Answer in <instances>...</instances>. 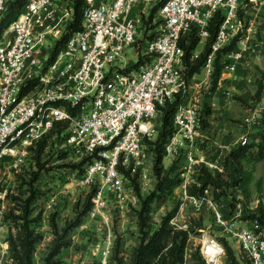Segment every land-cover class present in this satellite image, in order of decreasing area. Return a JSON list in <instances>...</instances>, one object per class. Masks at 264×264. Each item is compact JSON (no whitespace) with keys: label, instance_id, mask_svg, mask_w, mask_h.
Masks as SVG:
<instances>
[{"label":"built area","instance_id":"obj_1","mask_svg":"<svg viewBox=\"0 0 264 264\" xmlns=\"http://www.w3.org/2000/svg\"><path fill=\"white\" fill-rule=\"evenodd\" d=\"M10 1L0 0V184L5 164L23 166L31 156L36 165L32 152L57 124L67 122L60 147L76 160L89 158L81 177L90 187L98 183L92 200L99 210L104 188L122 196L123 170L136 171L147 162L146 140L159 133L161 108L177 93H189L181 41L194 29L206 40L210 21L221 12L225 19L207 63L210 68L215 52L230 44L231 30L242 27L239 9L244 0H87L82 29L72 32L56 54L54 48L69 32L73 1L28 0L3 28ZM153 24L156 28L148 32ZM246 51L243 47L227 54L224 68L234 70ZM131 56L145 61L130 69ZM201 122L200 108L186 99L176 111L175 132L165 147L167 157L183 156L182 187L186 198L199 204L206 202L210 190L203 199L189 196L188 185L197 183L193 176L200 166L224 172L227 157L197 155L205 138ZM249 141L247 134L241 144ZM5 196L0 191V198ZM208 202L223 236L238 244L250 264H264V231L239 226ZM2 218L0 212V223ZM210 242L219 249L221 263L223 243Z\"/></svg>","mask_w":264,"mask_h":264},{"label":"rangeland","instance_id":"obj_2","mask_svg":"<svg viewBox=\"0 0 264 264\" xmlns=\"http://www.w3.org/2000/svg\"><path fill=\"white\" fill-rule=\"evenodd\" d=\"M57 1L63 3L65 0ZM239 19L242 27L231 30V41L239 38L237 50L246 47L243 60L234 70L228 71L224 68L215 92H212V64L210 68L204 66L190 82L187 101L200 108L201 116L205 114L207 104L212 109L208 117V126H202V131L208 139L200 140L197 152L199 157L216 160L220 155L227 156L242 145L243 136L249 134L248 143H251L255 139L260 141L258 134L264 132V96L259 99L258 95V81H264V0L254 2L244 0L239 9ZM155 28L154 24L148 25V32H153ZM243 41L248 42L246 46L241 44ZM204 45L205 40H201L195 55L203 51ZM138 47L136 45L135 51ZM137 62L136 56H131L128 61L131 67ZM157 136L152 141H155ZM146 147L149 153L147 162L136 171H129L131 179L125 174L126 189L122 196L118 197L117 194L104 188V206L96 210L95 204L93 205L83 224L72 233V245L62 250L60 264H118L117 258L122 259L124 264L130 263L134 249L140 242L138 228L140 199L149 195L157 183L153 148ZM64 153L67 155L63 157ZM30 158L31 156L25 160L23 166L19 163L16 166L14 161H10L2 167L0 186L6 191V195H19L18 187L22 180L29 179L31 172L38 171V166L31 164ZM83 160H76L73 154L62 150L55 140H52L49 148L45 150L43 161H47V164L36 184L42 191V196L36 205V213H42L38 230L42 232L44 239L37 246L35 264H44L54 238L50 225L51 215L56 214L59 226L64 227L67 222L75 218L89 194L97 187L100 188L98 183L90 187L83 182L81 170L86 167L89 159L79 166ZM174 160L173 157L165 156V168L170 167ZM242 164L248 179L246 178L240 187L229 188L218 203L213 200L211 191L204 203L199 204L192 198H186L182 184L167 198L154 203L153 229L160 225L165 215L179 205V211L172 223L191 230L186 264H195L196 254L209 264L204 252L207 258L212 254L209 253L211 251L207 249L206 243L211 240L222 243V239H226L215 221V210L209 200L217 204L218 208L226 213L228 219L239 226L264 231V223L257 219H247L254 213L259 216L263 213L264 217V159L255 152L252 159ZM76 169L79 170V174H74ZM21 190L23 192L25 189L21 188ZM22 197L26 198L27 194ZM13 207L14 203L7 196L0 198V212L3 215L0 223V264L10 261L8 238L11 233L17 232L11 219H6ZM228 242L237 259L244 264L243 261L247 258L238 244L232 239ZM227 263L225 252L221 263L218 264Z\"/></svg>","mask_w":264,"mask_h":264},{"label":"trees","instance_id":"obj_3","mask_svg":"<svg viewBox=\"0 0 264 264\" xmlns=\"http://www.w3.org/2000/svg\"><path fill=\"white\" fill-rule=\"evenodd\" d=\"M27 1L28 0H11L9 2L8 12L2 24L3 28L8 27L9 24L19 16ZM72 1L73 17L69 26V32H67L58 45H56L54 54H56L60 48L64 47L72 32L82 29L84 12L88 7V1ZM162 3L163 2H161L159 6ZM157 9L158 6L151 11V22L154 19ZM240 16H242V13ZM224 19V15L221 12L214 15L208 25L209 37L205 40L204 49L198 57H195V51L201 43V38L195 29L181 41V46L184 49L183 63L189 84L193 77L199 74L202 68L207 65L209 57L213 53V44L218 38ZM238 40L239 38H234L229 45L215 52L212 61L213 72L211 74L213 85L212 92L216 91L220 78L222 77L225 67L224 57L236 49ZM144 61V58L140 57L138 62L130 69L138 68ZM258 95L259 99L264 96V82L262 80L258 81ZM187 96L188 93L181 91L175 95L172 101H167L165 103L161 108V128L156 140H146L148 146L153 148L154 173L157 177V183L155 189L149 195L141 197L140 199L141 207L138 211L140 242L135 247L129 264H186L191 230L190 228H182L172 223L179 211V205H176L172 211L162 218L160 225L156 229L152 227V212L155 202L167 198L175 188L180 186L183 182L180 171L184 163L183 156L175 158L173 164L168 168L164 166V158L166 156L165 147L175 132L174 118L176 111L180 104L186 100ZM73 111L75 112L76 110ZM204 113L201 124L203 127H207L208 117L212 113L210 105L207 104L205 106ZM67 127V122L57 124L49 136L38 144V148L32 152V159L36 162L38 171L31 172L29 179L25 178L22 180L20 187H18L19 195H6L7 198L11 199V202L14 203V207L10 210V213L7 214L6 219H11L10 221L14 223L17 232L16 234L11 233L8 238L10 261L5 264H35L37 246L44 239V235L38 230L42 221V213H36V205L42 196V191L36 184L40 180L42 172L47 164V161H43L46 148L50 146L52 140H55L56 135L59 140L55 141L61 143L63 140L61 134ZM258 137L260 141L255 139L251 143L242 144L227 155L224 162L223 173L218 171L213 173L207 167L200 166L197 175H195L197 183L191 184L188 187V195L196 197L197 199H203L205 190L209 189L212 192L213 200L218 203L222 197L226 195L229 188L240 187L242 182L246 178L248 179L242 163L252 159L255 152H257L261 159H264V132L258 134ZM66 155L67 154L64 153L63 157ZM88 159L89 158L83 160L79 166L84 164ZM84 171L85 169L81 170L82 173H84ZM123 171L131 179L130 172ZM133 180H135V178H133ZM21 188L25 190L21 192ZM136 189L139 191L137 185ZM0 191H4L1 186ZM93 191L89 194L81 210L77 211L75 218L67 222L64 227L61 228L59 226L56 214L51 215L50 225L53 230L54 238L50 250L44 259V264L61 263L59 258L62 250L72 245V233L83 224L84 218L93 207ZM26 194L27 197L23 198L22 196ZM260 210L261 212L263 211L262 208H260ZM247 219H257L264 223L263 213L260 216L254 213L248 216ZM222 241L227 255V264H242L237 259L228 240L223 238ZM194 257L196 261L195 264H207L198 254L194 255ZM243 262L244 264H250L248 260ZM117 263L124 264L123 260L120 258H117Z\"/></svg>","mask_w":264,"mask_h":264},{"label":"bare ground","instance_id":"obj_4","mask_svg":"<svg viewBox=\"0 0 264 264\" xmlns=\"http://www.w3.org/2000/svg\"><path fill=\"white\" fill-rule=\"evenodd\" d=\"M206 244V246H208L207 249L211 251L209 253L212 254L208 255L209 261L213 262V264H218L220 262L219 249L214 243H211L210 241H208Z\"/></svg>","mask_w":264,"mask_h":264},{"label":"crops","instance_id":"obj_5","mask_svg":"<svg viewBox=\"0 0 264 264\" xmlns=\"http://www.w3.org/2000/svg\"><path fill=\"white\" fill-rule=\"evenodd\" d=\"M205 135V134H204ZM205 138L208 139V137L205 135ZM221 146H225V145H221Z\"/></svg>","mask_w":264,"mask_h":264}]
</instances>
